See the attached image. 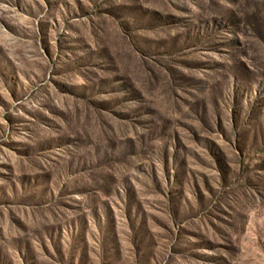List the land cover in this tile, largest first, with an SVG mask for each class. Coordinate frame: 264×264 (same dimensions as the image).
<instances>
[{
	"label": "rangeland",
	"instance_id": "374dc122",
	"mask_svg": "<svg viewBox=\"0 0 264 264\" xmlns=\"http://www.w3.org/2000/svg\"><path fill=\"white\" fill-rule=\"evenodd\" d=\"M0 264H264V0H0Z\"/></svg>",
	"mask_w": 264,
	"mask_h": 264
}]
</instances>
